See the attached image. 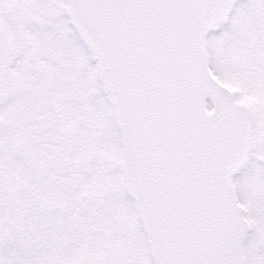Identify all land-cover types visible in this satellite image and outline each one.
<instances>
[{"label":"snow or ice","instance_id":"1","mask_svg":"<svg viewBox=\"0 0 264 264\" xmlns=\"http://www.w3.org/2000/svg\"><path fill=\"white\" fill-rule=\"evenodd\" d=\"M0 264H264V0H0Z\"/></svg>","mask_w":264,"mask_h":264}]
</instances>
